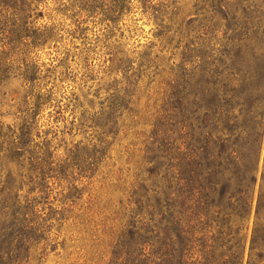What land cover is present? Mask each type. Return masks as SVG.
<instances>
[{"label": "trees", "instance_id": "16d2710c", "mask_svg": "<svg viewBox=\"0 0 264 264\" xmlns=\"http://www.w3.org/2000/svg\"><path fill=\"white\" fill-rule=\"evenodd\" d=\"M181 1L0 0V264L46 254L49 215L39 204L60 181L64 200L80 198L93 183L80 188L78 180L110 157L120 125L131 135L130 165L106 172L87 218L75 215L92 240L82 264H264V0ZM49 2L71 18L73 36L86 17L107 20L111 31L136 7L155 21L159 51L172 45L180 61L163 64L154 41L136 61L111 53L123 77L99 110L77 113L78 96L56 101L33 57L55 36V25H36ZM70 104L69 131L90 139L56 156L40 120L48 105L58 121Z\"/></svg>", "mask_w": 264, "mask_h": 264}, {"label": "rangeland", "instance_id": "374dc122", "mask_svg": "<svg viewBox=\"0 0 264 264\" xmlns=\"http://www.w3.org/2000/svg\"><path fill=\"white\" fill-rule=\"evenodd\" d=\"M131 1L135 6L138 3V0ZM189 2L190 0H182L180 6L188 8ZM41 7H44V5ZM55 8L56 5L49 2L47 15L39 18L36 23V25H55L57 28L54 32L55 36L43 47L35 49L33 57L40 66L41 73L46 75L41 82L46 83V88L52 89L56 101L59 100L61 104L66 103L67 105L68 97L72 93L78 96V108L75 110L77 113L83 108L88 112L99 110L105 101L104 98L109 85L116 77L119 79L123 77L122 69H118L116 62L112 65L109 60V58H112V54L136 61L138 52L145 50L150 42L154 41L157 44L154 51L156 54L164 56L163 64L169 67L173 65V61L176 63L180 61L179 51L176 50L178 53L173 55L172 52L175 49L173 50L172 45L163 48V51H159L160 41L154 38L155 21L149 19L146 13H142L136 7L124 14L117 27L111 31L106 29L107 20H100V17L97 19L95 16L86 17L85 29L74 36L68 32L71 26V18L59 13ZM135 66H138L137 62H135ZM154 78L156 82L160 79L159 76ZM138 80L139 93L142 95L141 104H144L147 95L145 84L148 79L140 73V79ZM20 84L21 81L15 80L10 88H17ZM72 107L73 105L70 104L63 112V117L56 121L57 119L54 116H49L50 111L55 112L53 111L55 107L48 105L43 111L44 117L40 120L41 127L44 130L51 131L48 138L53 139L52 145L57 147L56 156L66 155L72 144L79 141L86 144L90 139L87 132H78L75 129L69 131L70 122L74 116V114H71ZM8 110L10 112L14 111L13 108L8 106L2 107V111L6 112ZM3 119L6 122H13L12 115L5 116ZM119 128L121 129H119L116 141L109 153L110 157L98 166V171L94 173L92 179L83 178V180H78V183L83 182L79 184L80 188L88 185L91 181L93 183L85 187L80 198H72L75 202L68 199L64 200L59 192L61 191V185L66 183L60 181V183H56L49 198L39 204V209L49 215L47 224L50 227L45 235L48 246L46 254H41L40 249L37 251L32 250L31 258L27 264H82L81 252L84 247L91 249L92 240L90 233L86 231V224L80 223L75 215L81 214L82 218H87L85 213L87 212L90 192L94 193L99 189L103 181L102 176L106 172L111 173L118 167H123L127 172L130 165L125 161L124 146L131 139V135L124 137L121 125ZM132 171L133 169L130 172ZM108 197L104 196L103 200L108 199ZM111 197L112 202L117 204L123 194L117 191Z\"/></svg>", "mask_w": 264, "mask_h": 264}]
</instances>
